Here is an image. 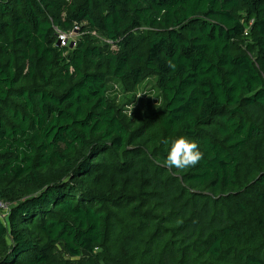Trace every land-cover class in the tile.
<instances>
[{"label":"trees","instance_id":"trees-1","mask_svg":"<svg viewBox=\"0 0 264 264\" xmlns=\"http://www.w3.org/2000/svg\"><path fill=\"white\" fill-rule=\"evenodd\" d=\"M0 202V264H264V0H0Z\"/></svg>","mask_w":264,"mask_h":264},{"label":"clouds","instance_id":"clouds-1","mask_svg":"<svg viewBox=\"0 0 264 264\" xmlns=\"http://www.w3.org/2000/svg\"><path fill=\"white\" fill-rule=\"evenodd\" d=\"M169 66L173 68L175 67L171 63H169ZM144 95L153 97L146 92H141L137 94L136 98H140ZM156 107L158 108V103ZM134 108L135 103L129 104L126 107L125 114L129 117V119H132ZM164 143L167 145L169 144V141H165ZM203 157L204 153L200 150L198 143L195 140H190L187 136L181 135L171 140L170 147L168 148L167 156L163 161V164L168 169H176L177 172H183L197 166Z\"/></svg>","mask_w":264,"mask_h":264},{"label":"rangeland","instance_id":"rangeland-1","mask_svg":"<svg viewBox=\"0 0 264 264\" xmlns=\"http://www.w3.org/2000/svg\"><path fill=\"white\" fill-rule=\"evenodd\" d=\"M93 35H94L95 38H97L99 40L100 43H102L104 41L106 43H108L107 40L104 39L103 37H101L99 35H98V37H96L97 36L96 33H93ZM76 39H77V37L75 35H72V36L69 37V41H71V42L76 41ZM148 89L149 90L151 89L152 93L155 92V88H154V78H149L147 80V82L143 86V90H138L135 93L134 92H131V93H128V92H120L119 99L120 98L122 99V101H120V103L123 105V108L126 110V107H127V105H129L130 102H131L130 104L135 103V108L136 107L137 108L141 107L142 104L144 103V101L146 99H148V98H151V97H149L147 95H144V96H141L140 98H136V96H137L138 93L147 92ZM125 101L128 102V103H126ZM8 207L9 206L6 205V208H3L2 211L7 212ZM55 251L60 256H63L64 255L63 252H62V250H61V248L59 246H56L55 247ZM83 256L86 257L85 254ZM100 264H104V262H102L100 260Z\"/></svg>","mask_w":264,"mask_h":264},{"label":"built area","instance_id":"built-area-1","mask_svg":"<svg viewBox=\"0 0 264 264\" xmlns=\"http://www.w3.org/2000/svg\"><path fill=\"white\" fill-rule=\"evenodd\" d=\"M77 29V26H75V30ZM73 34H67L65 32H60L58 34V39H59V44L60 45H67L69 43V37L72 36ZM3 208H6V204L0 202V209L2 210Z\"/></svg>","mask_w":264,"mask_h":264},{"label":"water","instance_id":"water-1","mask_svg":"<svg viewBox=\"0 0 264 264\" xmlns=\"http://www.w3.org/2000/svg\"><path fill=\"white\" fill-rule=\"evenodd\" d=\"M73 43L70 44V46H72Z\"/></svg>","mask_w":264,"mask_h":264}]
</instances>
